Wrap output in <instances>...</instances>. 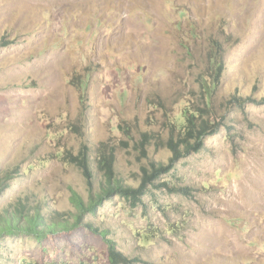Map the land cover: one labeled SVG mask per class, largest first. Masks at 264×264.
<instances>
[{"label":"rangeland","instance_id":"374dc122","mask_svg":"<svg viewBox=\"0 0 264 264\" xmlns=\"http://www.w3.org/2000/svg\"><path fill=\"white\" fill-rule=\"evenodd\" d=\"M197 109L217 131L140 202L113 194L68 232L3 233L0 264H110L85 223L133 264H264V0H0V215L23 202L72 218L104 152L139 185ZM85 150L91 180L70 159Z\"/></svg>","mask_w":264,"mask_h":264},{"label":"trees","instance_id":"16d2710c","mask_svg":"<svg viewBox=\"0 0 264 264\" xmlns=\"http://www.w3.org/2000/svg\"><path fill=\"white\" fill-rule=\"evenodd\" d=\"M226 51L225 44L221 41L213 39L212 46L209 48V58L211 61L210 77L215 78L218 69L223 64V53ZM215 80L218 81L216 78ZM219 82V81H218ZM203 91L207 96H212L215 87L211 88L210 85L206 86L205 82H202ZM195 111L200 114L197 115ZM185 123L183 127H172L173 131L177 130L168 137L163 143L170 151L172 156L169 163H152L150 167H144L142 169V178L139 185H128L120 177L114 169V157L110 153H101L98 159V168L105 174V179H100L99 190L96 192L90 191V195L86 199L78 191H73L72 201L77 208V212L72 213L68 218L65 215L61 216L56 213L55 210H49L47 208V214H50L46 219L43 215L44 208L41 204L35 205L30 208L26 203L19 202V205L15 207H8L2 211L0 215V235L3 233H15L25 232L31 233L36 236H47L55 233L68 232L83 224L84 214L86 212L94 213L96 207L99 206L105 199L110 198L113 194H119L127 200H130L132 204L136 205L142 200V197L147 193L148 184H154L162 174L167 173L174 162L179 158L184 157L192 152L199 151L204 145V139L209 134L217 131L218 125L211 122L208 118H204L200 112V109L192 111H185ZM178 126V125H177ZM156 138L145 132L142 134V144H150L151 141ZM160 140V139H159ZM143 147V149H144ZM70 159L78 167H80L83 173L88 179L94 178V171L91 166V155L87 150L80 152L78 155H70ZM8 177H13L14 173L7 174ZM166 186V183H163ZM183 190V189H180ZM1 193V189H0ZM92 231L102 235L108 245V257L110 264H133V260L128 257L123 251L119 250L113 241L108 237L107 229H100L90 223H85Z\"/></svg>","mask_w":264,"mask_h":264}]
</instances>
